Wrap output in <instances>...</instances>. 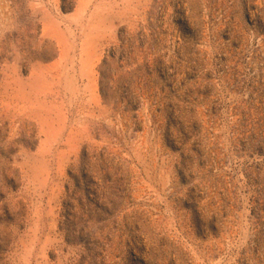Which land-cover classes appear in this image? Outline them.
<instances>
[{
    "label": "rangeland",
    "instance_id": "rangeland-1",
    "mask_svg": "<svg viewBox=\"0 0 264 264\" xmlns=\"http://www.w3.org/2000/svg\"><path fill=\"white\" fill-rule=\"evenodd\" d=\"M0 264H264V0H0Z\"/></svg>",
    "mask_w": 264,
    "mask_h": 264
}]
</instances>
